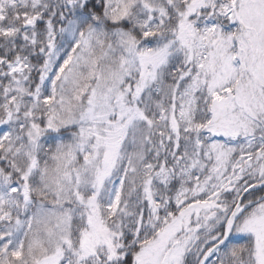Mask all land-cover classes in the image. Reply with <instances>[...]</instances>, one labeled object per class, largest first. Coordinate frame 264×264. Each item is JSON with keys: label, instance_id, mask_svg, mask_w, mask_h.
Here are the masks:
<instances>
[{"label": "snow or ice", "instance_id": "snow-or-ice-1", "mask_svg": "<svg viewBox=\"0 0 264 264\" xmlns=\"http://www.w3.org/2000/svg\"><path fill=\"white\" fill-rule=\"evenodd\" d=\"M0 264H264V0H0Z\"/></svg>", "mask_w": 264, "mask_h": 264}]
</instances>
